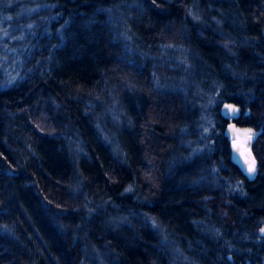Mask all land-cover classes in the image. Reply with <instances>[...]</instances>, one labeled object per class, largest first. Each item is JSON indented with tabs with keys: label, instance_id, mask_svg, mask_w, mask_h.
<instances>
[{
	"label": "trees",
	"instance_id": "1",
	"mask_svg": "<svg viewBox=\"0 0 264 264\" xmlns=\"http://www.w3.org/2000/svg\"><path fill=\"white\" fill-rule=\"evenodd\" d=\"M0 25V264H264V0H0Z\"/></svg>",
	"mask_w": 264,
	"mask_h": 264
},
{
	"label": "water",
	"instance_id": "2",
	"mask_svg": "<svg viewBox=\"0 0 264 264\" xmlns=\"http://www.w3.org/2000/svg\"><path fill=\"white\" fill-rule=\"evenodd\" d=\"M221 112L223 116L229 118V122L226 126L225 132L229 139L232 141V147L235 154V158L240 162L243 169L248 171V163H246V159L255 160V164L257 163L256 156L251 148L245 147V138L250 134L255 133V129L250 126H244L237 123L236 119L242 115V106L235 102H224L221 105ZM232 113V116L229 114ZM249 113V110L246 111ZM250 173V172H249ZM264 227L261 228V230ZM261 234L264 235V231H261Z\"/></svg>",
	"mask_w": 264,
	"mask_h": 264
},
{
	"label": "rangeland",
	"instance_id": "3",
	"mask_svg": "<svg viewBox=\"0 0 264 264\" xmlns=\"http://www.w3.org/2000/svg\"><path fill=\"white\" fill-rule=\"evenodd\" d=\"M7 34H8L7 30L4 27H2V25H0V39H4L7 36ZM11 66L8 68L9 73L13 72V67H11ZM229 115L232 116V113H230ZM251 139H252L251 135H249L248 137L245 138V141H244L245 147L251 148Z\"/></svg>",
	"mask_w": 264,
	"mask_h": 264
},
{
	"label": "snow or ice",
	"instance_id": "4",
	"mask_svg": "<svg viewBox=\"0 0 264 264\" xmlns=\"http://www.w3.org/2000/svg\"><path fill=\"white\" fill-rule=\"evenodd\" d=\"M246 163H248V171L250 173L254 172L255 171V160L254 159H251V160L246 159ZM261 231H264V229H262Z\"/></svg>",
	"mask_w": 264,
	"mask_h": 264
},
{
	"label": "flooded vegetation",
	"instance_id": "5",
	"mask_svg": "<svg viewBox=\"0 0 264 264\" xmlns=\"http://www.w3.org/2000/svg\"><path fill=\"white\" fill-rule=\"evenodd\" d=\"M251 136L253 135V134H250Z\"/></svg>",
	"mask_w": 264,
	"mask_h": 264
},
{
	"label": "bare ground",
	"instance_id": "6",
	"mask_svg": "<svg viewBox=\"0 0 264 264\" xmlns=\"http://www.w3.org/2000/svg\"><path fill=\"white\" fill-rule=\"evenodd\" d=\"M243 111V110H242ZM243 113V112H242Z\"/></svg>",
	"mask_w": 264,
	"mask_h": 264
}]
</instances>
